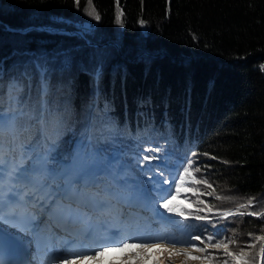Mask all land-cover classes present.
I'll return each instance as SVG.
<instances>
[{
    "label": "trees",
    "instance_id": "trees-1",
    "mask_svg": "<svg viewBox=\"0 0 264 264\" xmlns=\"http://www.w3.org/2000/svg\"><path fill=\"white\" fill-rule=\"evenodd\" d=\"M48 25L84 28L99 45L22 31ZM0 145L5 177L42 181L46 197L86 155L93 202L133 199L135 182L160 200L154 180L192 163L182 187L194 191L180 197L196 223L182 230L252 250L248 264H261L264 215L238 213H264V0H0ZM139 155L155 157L151 170ZM41 160L58 173L51 194L53 180L33 171ZM20 164L29 171L10 177ZM74 193L85 196L80 185Z\"/></svg>",
    "mask_w": 264,
    "mask_h": 264
},
{
    "label": "rangeland",
    "instance_id": "rangeland-1",
    "mask_svg": "<svg viewBox=\"0 0 264 264\" xmlns=\"http://www.w3.org/2000/svg\"><path fill=\"white\" fill-rule=\"evenodd\" d=\"M82 25L84 26L86 23ZM43 27L54 26L29 28L40 30ZM22 31L25 32V30ZM68 31H81L86 39L80 35L78 36L83 38L86 44L90 42L88 45H99L90 41L84 32V28ZM27 150L32 152L33 148L28 147ZM26 155L22 154V156ZM35 157L31 163L39 159L40 155L37 154ZM86 159V155L79 156L77 163L72 164L70 169H66L67 171L64 170V172L66 171L65 174L64 172L61 173L64 174V177L67 175V178L56 190L60 192L64 187L68 190L69 186V192H65L67 193L66 196L58 193V195L52 194L46 197L38 189L40 186L46 188L42 181L32 182L27 179H21L19 182L18 179L9 181L3 173L2 183H0V194H2V199H0V223H6L10 229H13L15 225H12L8 219L14 218V220L22 222V225H18L19 230L17 229V232L25 240H28L33 250V264H62L58 258L61 257L69 245L72 248L84 247L91 249L95 247L96 244L94 243L97 241L105 240L106 243L113 231L118 232V237L115 236L117 237L116 240L126 239L127 237H133L134 239L127 247H111L99 260L89 261L88 264H157L158 260H163L164 264H223L225 259L223 248H213L202 236H199L201 237L200 241H195L192 239L193 236L189 237L180 227L181 224L193 227L196 220H188L178 213H170L159 206L162 202L161 198L165 194L164 190L170 186L163 181L165 179L171 181V174L168 178L161 175L154 180L160 186L159 188L156 186L158 192L163 193L160 200L155 201L151 197L152 192L150 189L141 187L135 182L133 184V194H135L133 199L130 196L122 195V193L114 194L112 199H107L99 204L98 212L95 209L89 210L83 206L72 205L75 208L74 213H66V215H72L75 218L74 220L81 221L78 225H74L73 219L68 221L64 208L71 202L72 187L75 185L83 186V192L98 190L97 176L92 172V168L88 166ZM142 159L139 155L137 159H134V162L141 163ZM142 161H144L145 168L151 170L153 160L150 158ZM175 169L177 168L175 167ZM121 170L125 172L126 167L123 166ZM33 171L42 176L48 175L53 180V182L47 184L46 190L47 194H51L52 190L56 188L55 184L58 183L56 181L58 173L51 172L52 170L50 171L45 160H41L34 166ZM119 179L118 184L120 187L130 189L128 185L132 184L129 181ZM12 182L16 185H12ZM91 187L94 189L88 190ZM187 190L186 186H181V192L185 193ZM77 196L79 195L77 194ZM111 202H114L115 206ZM173 204L179 206L185 212L189 211L187 203L180 195L173 201ZM59 210L62 211L61 214ZM196 210L201 212L199 208ZM80 212H83V217H78ZM40 238L46 240L44 248L39 247ZM142 242L159 243L163 249L170 251L152 249L148 258L144 259L143 249L137 247V244ZM193 244L196 247H193ZM225 244L227 245V243ZM202 248H207L208 252L211 253L208 259H192L187 255L188 253L198 257L208 255L205 251L200 250ZM227 248L233 252L229 245H227ZM262 249L260 263L264 264V244ZM251 252L252 250H246V253L250 254ZM137 253H140V255L137 256ZM228 260L229 264H232L231 258H228Z\"/></svg>",
    "mask_w": 264,
    "mask_h": 264
},
{
    "label": "snow or ice",
    "instance_id": "snow-or-ice-1",
    "mask_svg": "<svg viewBox=\"0 0 264 264\" xmlns=\"http://www.w3.org/2000/svg\"><path fill=\"white\" fill-rule=\"evenodd\" d=\"M92 15L95 16L96 20L100 19L99 14L95 12L93 9V12L91 13ZM122 22V21H120ZM143 23V21H141ZM156 152H159L160 149L157 148L155 149ZM207 155V154H205ZM150 158H155V157H150V156H144V160H148ZM5 164L4 160V153H3V147L0 145V183H2V177H3V166ZM194 165L190 163L188 166L183 168V174L177 172L176 176L173 177L171 181L165 179L163 182L166 184H169V188L164 190L165 194L161 198L162 202L160 203V207L166 209L170 213H178L180 216H184L185 213L184 211L179 207L173 204V201L177 198L178 195H181V186L186 183L184 176L189 175V169L192 168ZM29 169L27 167H24L23 164L20 165H13L11 167V170L9 172V176L13 177L21 173H27ZM195 171L199 173L201 169L196 168ZM201 183H207L206 181H201ZM209 188H211V185H208ZM194 191V188H189L187 192L183 193L187 195L188 193H191ZM207 195L211 196L213 195L212 192H207ZM0 199H2V194H0ZM253 200L250 199L248 201V204H252ZM209 212H211V207H209ZM234 213L231 212H217L216 219H225ZM239 215H252V216H257V215H264V213H257V212H251V213H244L240 212L238 213ZM195 218L197 220H209V222L212 221L213 218L207 216V215H200L199 213L195 214ZM134 238L133 237H127L126 239H120V240H109L104 244L96 245L94 248H84V247H77V248H72L70 245L65 249V251L62 253L61 257L58 259L62 262V264H88L89 261H97L101 257L104 256L105 253H107L111 247H127L130 242H132ZM195 241H200L201 237L196 236L192 238ZM207 241L212 245L213 248L220 249L223 248L224 252V257L225 259L223 260V264H229L228 258H231L232 264H236L237 260H240L242 264H248L247 260L245 257L247 256V253L241 250L238 253H234L228 250L227 245L225 244V241L219 240L215 243H212L214 241V236L209 234L206 237ZM260 239L264 240V236H261ZM231 243V241H229ZM137 247L140 249H143V257L144 259L148 258L149 253L151 252L152 249H159L160 251H170L167 249H163L159 243L155 242H142L137 244ZM193 247H196L195 244H193ZM202 251H205L208 253V255L204 257H198V256H193L191 253H188L187 255L189 258L192 259H208L211 256V253L208 252L207 248H202L200 249ZM140 253H137V256H139ZM157 264H164L163 260H158Z\"/></svg>",
    "mask_w": 264,
    "mask_h": 264
},
{
    "label": "bare ground",
    "instance_id": "bare-ground-1",
    "mask_svg": "<svg viewBox=\"0 0 264 264\" xmlns=\"http://www.w3.org/2000/svg\"><path fill=\"white\" fill-rule=\"evenodd\" d=\"M8 221H10V223L12 224V225H15V228H13V229H10L7 225H6V223H0V230H2L3 232H6L7 234H9V235H11V236H13V237H15L17 240H19V241H22V242H24L26 245L29 243L28 242V240H25L18 232H17V229H19V228H17L16 226L17 225H22V222H20V221H18V220H14V218H11V219H8ZM7 221V222H8ZM25 225V224H24ZM25 227V226H24ZM114 235H118V232L117 231H113V232H111V236H109L108 238H109V240H116V239H114ZM39 242H40V244H39V247H41V248H44V246H45V244H46V240H45V238H40L39 239ZM101 243H105V240H104V242H101Z\"/></svg>",
    "mask_w": 264,
    "mask_h": 264
},
{
    "label": "water",
    "instance_id": "water-1",
    "mask_svg": "<svg viewBox=\"0 0 264 264\" xmlns=\"http://www.w3.org/2000/svg\"><path fill=\"white\" fill-rule=\"evenodd\" d=\"M33 28H28L25 31L31 30ZM40 30L42 31H48L51 33H59V34H69V35H80L83 38L86 39L85 35L81 32V31H68L65 29H60V28H54V27H43L42 29L40 28ZM87 44H90V42H87ZM96 45V44H94Z\"/></svg>",
    "mask_w": 264,
    "mask_h": 264
}]
</instances>
